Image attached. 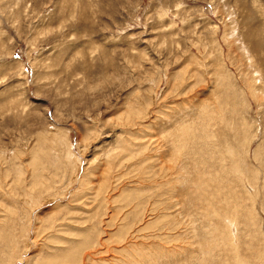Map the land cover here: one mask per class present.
<instances>
[{
	"label": "rangeland",
	"instance_id": "374dc122",
	"mask_svg": "<svg viewBox=\"0 0 264 264\" xmlns=\"http://www.w3.org/2000/svg\"><path fill=\"white\" fill-rule=\"evenodd\" d=\"M263 83L264 0H0V264H264Z\"/></svg>",
	"mask_w": 264,
	"mask_h": 264
},
{
	"label": "bare ground",
	"instance_id": "6f19581e",
	"mask_svg": "<svg viewBox=\"0 0 264 264\" xmlns=\"http://www.w3.org/2000/svg\"><path fill=\"white\" fill-rule=\"evenodd\" d=\"M256 75H258V72L257 73H254V78L256 79ZM260 77V76H259ZM224 80V79H223ZM248 80H249V78H248ZM247 80V81H248ZM225 83V82H224ZM250 83V82H249ZM249 83H248V87H249ZM251 84H252V81H251ZM264 84V83H263ZM262 84V85H263ZM255 85V84H254ZM253 85V86H254ZM252 89V92H253V90H254V87H252L251 88ZM251 92V93H252ZM207 116H209L208 114H206ZM201 130V129H200ZM206 131V129H204V131L203 132H205ZM185 132H188V131H185ZM185 132H183V133H185ZM190 133H191V131H189ZM182 133V134H183ZM215 134H214V136H212V137H210L209 135H205L203 138H201L200 137V134H198V138H200L201 140H200V142H198L199 143V147H198V150L199 151H201L202 150V163H204V161L207 159V158H210V159H212V155H214L215 156V153L214 152H207L206 151V149H217L215 146H213V144L212 145H208V143H211L210 141H212L213 140V138H215L216 137V134H218L217 132H214ZM186 137V141H187V144H189V141L191 142V143H194V140H193V137L195 138V140L197 141V139L198 138H196V133H191L189 136L188 135H185ZM208 139L210 140V141H208ZM222 139V138H221ZM222 140H224V139H222ZM182 142V141H181ZM184 143V142H183ZM223 144H224V142H223ZM242 144V143H241ZM212 147V148H211ZM219 148V147H218ZM238 148V147H237ZM239 148H240V145H239ZM242 148V147H241ZM261 148V147H260ZM262 150V149H261ZM260 150V151H261ZM239 153V152H238ZM218 153L216 152V155H217ZM264 154V153H263ZM205 155V156H204ZM218 156V155H217ZM216 156V157H217ZM255 156V155H254ZM260 156V155H259ZM259 156H257V157H259ZM205 157V159L203 160V158ZM258 159H260V158H258ZM222 160V158L220 159V161ZM239 160V159H238ZM259 162H261V168H263V171H264V158L261 160V161H259ZM241 163H242V161H241ZM204 164H206V163H204ZM238 166V165H237ZM239 169H244L245 170V172H244V174H245V176H246V172H247V170L246 169H248V170H250V168H248L247 166H241ZM243 170V171H244ZM210 174V173H209ZM214 174H215V178L214 179H210V181H212L213 183H214V185H215V195H214V192H213V190H210L209 191V193H210V196L213 198V199H216V203H215V201L213 200V203H212V200L210 201L213 205H209V210L210 209H213L212 210V212H210V211H208V213H206L205 215L206 216H208V217H210V214L212 215V216H214V214H216L219 218L221 217V216H223V215H225V213H223L222 212V215L220 214V211L216 208V207H218V205L220 204V203H224L223 202V196H224V194H223V192H222V189H224L225 188V186H226V184H231V182L227 179V181H221L220 179H219V177H221V179L222 180H224V178H225V176L224 175H222L221 174V172H219V171H214ZM222 175V176H221ZM264 175V174H263ZM39 177V176H38ZM40 179H41V176L39 177ZM244 178V177H243ZM246 178H247V176H246ZM248 179V178H247ZM37 180L38 179H36V181L35 182H37ZM34 181V180H33ZM43 181V180H42ZM33 184H34V182H32ZM43 184V183H42ZM41 184V185H42ZM35 185V184H34ZM38 185V184H37ZM196 185H197V189H196V193H197V191H198V189H199V182H197L196 183ZM221 185H223V186H221ZM40 186V185H39ZM232 189V188H231ZM222 194V195H221ZM198 195L200 196L201 194H200V191H198ZM249 196H250V194H248ZM251 197V196H250ZM218 201V202H217ZM209 202V203H210ZM233 202L235 203V199L233 200ZM215 203V204H214ZM244 204L242 203V200H241V206H239V205H237L238 206V214L240 215H242L244 218H246V221L245 220H243L242 222L243 223H246V222H248V221H250L251 219H253L254 217H253V215H252V210H251V208L250 207H248V206H246V207H244L243 206ZM229 214H234V209H232L230 212H229ZM259 214V213H258ZM257 215V214H256ZM259 217V216H258ZM210 224V223H209ZM251 226L253 225V222H250L249 223ZM227 228V227H226ZM209 235V234H208ZM211 235V234H210ZM230 235V234H229ZM231 247V246H230ZM235 254V253H234ZM236 263V262H235Z\"/></svg>",
	"mask_w": 264,
	"mask_h": 264
}]
</instances>
